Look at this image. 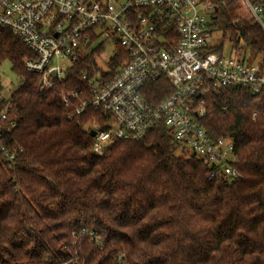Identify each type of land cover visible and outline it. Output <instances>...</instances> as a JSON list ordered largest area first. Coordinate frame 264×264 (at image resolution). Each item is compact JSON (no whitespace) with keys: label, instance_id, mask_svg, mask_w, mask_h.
Listing matches in <instances>:
<instances>
[{"label":"trees","instance_id":"1","mask_svg":"<svg viewBox=\"0 0 264 264\" xmlns=\"http://www.w3.org/2000/svg\"><path fill=\"white\" fill-rule=\"evenodd\" d=\"M203 1L231 48L264 57V32L236 18L238 0ZM94 52L104 46L78 57L66 81L39 90L38 74L22 63L33 52L0 27V65L9 61L18 77L8 91L16 124L4 142L20 149L12 168L0 154V264H115L119 256L126 264H264V93L222 87L205 98L199 124L212 138L234 139L233 181L208 178L164 125L138 141L114 139L97 155L90 130L104 116L87 108L68 117L59 97L86 87L80 74L93 70ZM125 58L116 46L102 73L112 77ZM171 92L162 79L144 97L156 105Z\"/></svg>","mask_w":264,"mask_h":264},{"label":"built area","instance_id":"2","mask_svg":"<svg viewBox=\"0 0 264 264\" xmlns=\"http://www.w3.org/2000/svg\"><path fill=\"white\" fill-rule=\"evenodd\" d=\"M240 2L247 20L264 32V0ZM213 7L203 0H0V27L33 52L22 63L38 74L39 90L66 81L68 67L98 45L105 51L110 41L114 51L124 48L126 58L112 77L94 61L93 70L80 74L86 87L59 94L68 117L87 108L104 116L92 126L93 153L101 155L114 139L141 140L164 125L181 154L208 167V178L233 181L239 176L232 165L234 139L212 138L198 118L205 114V98L222 87L264 93V57L250 60V52L231 48L214 26ZM162 79L172 92L151 105L145 87ZM10 106L8 91L0 87V154L12 168L20 149L4 142L16 124ZM115 264L126 259L119 256Z\"/></svg>","mask_w":264,"mask_h":264},{"label":"rangeland","instance_id":"3","mask_svg":"<svg viewBox=\"0 0 264 264\" xmlns=\"http://www.w3.org/2000/svg\"><path fill=\"white\" fill-rule=\"evenodd\" d=\"M238 7L235 10V15L237 19H248V13L245 10L243 4L238 0ZM241 43V42H240ZM114 51V45L112 42L108 41L105 43V51L103 54H95V63L98 68L105 70L108 68L107 60ZM240 52L244 54L243 49ZM249 53V52H248ZM246 53V55L248 54ZM250 60L252 55H250ZM257 59V58H253ZM18 82V77L11 71L9 61H4L0 65V84L4 90L9 91ZM179 153V152H178Z\"/></svg>","mask_w":264,"mask_h":264},{"label":"water","instance_id":"4","mask_svg":"<svg viewBox=\"0 0 264 264\" xmlns=\"http://www.w3.org/2000/svg\"><path fill=\"white\" fill-rule=\"evenodd\" d=\"M94 133H95V131L92 129V130L90 131V135L93 136Z\"/></svg>","mask_w":264,"mask_h":264}]
</instances>
